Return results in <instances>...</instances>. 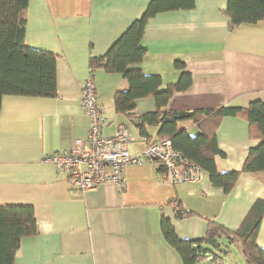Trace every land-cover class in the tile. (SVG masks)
Here are the masks:
<instances>
[{
  "label": "crops",
  "instance_id": "0c3cea01",
  "mask_svg": "<svg viewBox=\"0 0 264 264\" xmlns=\"http://www.w3.org/2000/svg\"><path fill=\"white\" fill-rule=\"evenodd\" d=\"M151 1H29L25 42L58 56V95L2 98L0 205L32 206L39 228L38 235L22 240L15 264H183L164 238L163 218L172 222L178 238L199 240L209 221L239 229L255 202L264 200V172L243 173L226 194L211 184L206 172L199 183L176 186L158 165L147 163L127 167L124 192L113 183L82 192L70 188L65 171L45 162L47 156L69 153L74 141L86 140L90 119L80 98L90 60L104 57ZM227 4L195 0L192 10L160 13L148 21L141 43L146 56L131 69L159 76L162 91L178 85L186 72L192 77L190 86L175 92L163 112L264 103V19L230 27ZM95 82L105 138L125 127L132 155L160 139L161 125L145 124L141 133L135 122L156 112L154 97L137 99L130 118L118 114L114 102L117 93L129 90V82L102 69L95 70ZM178 127L192 136L199 133L192 121L179 122ZM216 138L224 153L215 157L220 174L242 171L249 151L261 143L257 130L242 116L225 117ZM178 210L193 215L180 218ZM257 243L264 250V217Z\"/></svg>",
  "mask_w": 264,
  "mask_h": 264
},
{
  "label": "trees",
  "instance_id": "16d2710c",
  "mask_svg": "<svg viewBox=\"0 0 264 264\" xmlns=\"http://www.w3.org/2000/svg\"><path fill=\"white\" fill-rule=\"evenodd\" d=\"M30 0H0V112L5 95L55 98L57 92L56 63L58 56L27 46L25 42L27 10ZM195 8V0H152L143 16L134 21L117 40L108 53L101 58H92L90 68L102 69L108 74H120L130 84L127 92L115 96L116 112L133 118L136 100L154 97L157 110L135 120L141 133L145 124L161 125L160 139L171 141L173 148L187 160L197 164L210 176L214 187H221L228 194L243 173L264 172V103L256 101L248 108H220L197 110L192 113H165L173 94L190 86L192 77L184 73L180 83L162 91L159 76H146L131 67L146 56L142 39L150 19L160 13ZM225 14L230 27L255 24L264 19V0H228ZM184 68V64H178ZM227 116H242L254 127L261 143L252 148L242 171L220 174L215 157L224 156L217 144V130ZM192 121L199 133L189 135L179 129L178 123ZM178 210L177 217L192 216ZM264 217V200H257L239 229L232 231L209 221L204 238L182 240L178 238L172 222L163 218L162 233L167 243L180 255L183 264H201L214 250L222 245H235L247 264H264V250L258 245V233ZM39 234L38 222L32 206L0 205V264H15L16 255L24 238Z\"/></svg>",
  "mask_w": 264,
  "mask_h": 264
},
{
  "label": "built area",
  "instance_id": "2783aa9c",
  "mask_svg": "<svg viewBox=\"0 0 264 264\" xmlns=\"http://www.w3.org/2000/svg\"><path fill=\"white\" fill-rule=\"evenodd\" d=\"M96 91L95 70L90 68L80 98L81 108L90 119L87 138L74 141L69 153L45 158V162L67 173L72 190L86 192L100 184L113 183L124 192L127 167L147 163L158 165L172 185L196 184L202 180V168L176 151L168 139L151 141L143 151L132 155L126 147L130 137L125 127L119 126L113 138H105V117Z\"/></svg>",
  "mask_w": 264,
  "mask_h": 264
},
{
  "label": "rangeland",
  "instance_id": "374dc122",
  "mask_svg": "<svg viewBox=\"0 0 264 264\" xmlns=\"http://www.w3.org/2000/svg\"><path fill=\"white\" fill-rule=\"evenodd\" d=\"M213 251L216 255H218L216 256L213 255V253L211 254L212 257H216L214 261L219 260L217 262H213L212 258H210L201 264H247L241 250L235 245H228L226 243L225 246L222 245L221 250L213 249Z\"/></svg>",
  "mask_w": 264,
  "mask_h": 264
}]
</instances>
